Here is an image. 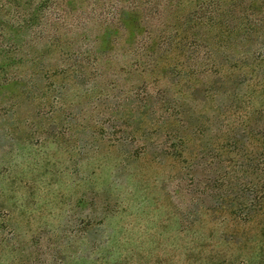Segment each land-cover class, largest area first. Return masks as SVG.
Segmentation results:
<instances>
[{
  "label": "trees",
  "instance_id": "1",
  "mask_svg": "<svg viewBox=\"0 0 264 264\" xmlns=\"http://www.w3.org/2000/svg\"><path fill=\"white\" fill-rule=\"evenodd\" d=\"M49 146L177 165L195 263L233 264L206 235L264 219V0H0V232ZM91 191L101 226L121 200Z\"/></svg>",
  "mask_w": 264,
  "mask_h": 264
},
{
  "label": "rangeland",
  "instance_id": "2",
  "mask_svg": "<svg viewBox=\"0 0 264 264\" xmlns=\"http://www.w3.org/2000/svg\"><path fill=\"white\" fill-rule=\"evenodd\" d=\"M119 154L106 150L77 171L74 158L53 146L44 149L40 164L35 155L19 157L28 178L36 175L35 184L29 195L16 189L17 213L0 232V264H196L191 230L179 229L182 199L175 194L179 180L173 178L178 166L145 160L119 166ZM38 171L47 172L39 176ZM191 184L188 178L185 189ZM92 188L100 190L101 199L121 200L120 212L101 226L104 214L94 211ZM116 192L121 196L115 198ZM214 227L207 230V251L222 250L227 263L264 264V219L237 235L231 224Z\"/></svg>",
  "mask_w": 264,
  "mask_h": 264
}]
</instances>
